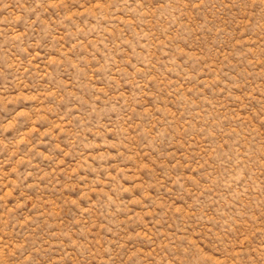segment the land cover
Here are the masks:
<instances>
[{
	"label": "rangeland",
	"instance_id": "1",
	"mask_svg": "<svg viewBox=\"0 0 264 264\" xmlns=\"http://www.w3.org/2000/svg\"><path fill=\"white\" fill-rule=\"evenodd\" d=\"M0 264H264V0H0Z\"/></svg>",
	"mask_w": 264,
	"mask_h": 264
}]
</instances>
